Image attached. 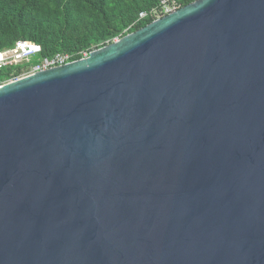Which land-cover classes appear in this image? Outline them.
Wrapping results in <instances>:
<instances>
[{"label": "water", "instance_id": "water-1", "mask_svg": "<svg viewBox=\"0 0 264 264\" xmlns=\"http://www.w3.org/2000/svg\"><path fill=\"white\" fill-rule=\"evenodd\" d=\"M0 264H264V0L0 86Z\"/></svg>", "mask_w": 264, "mask_h": 264}, {"label": "trees", "instance_id": "trees-1", "mask_svg": "<svg viewBox=\"0 0 264 264\" xmlns=\"http://www.w3.org/2000/svg\"><path fill=\"white\" fill-rule=\"evenodd\" d=\"M194 0H175L179 7ZM160 0H0V49L17 40L79 59L158 18ZM145 12L144 18L139 13ZM8 78V74H2Z\"/></svg>", "mask_w": 264, "mask_h": 264}, {"label": "built area", "instance_id": "built-area-1", "mask_svg": "<svg viewBox=\"0 0 264 264\" xmlns=\"http://www.w3.org/2000/svg\"><path fill=\"white\" fill-rule=\"evenodd\" d=\"M159 6L160 15L158 18L179 8L175 0H160ZM145 16V12L139 13V18ZM117 39L114 38L113 41ZM87 54L88 52H82L80 58L86 57ZM71 56L69 53L61 52L49 57L41 56V46L39 44L28 40H17L12 45L0 49V86L41 70L67 64L73 61ZM2 74H8V78H3Z\"/></svg>", "mask_w": 264, "mask_h": 264}, {"label": "rangeland", "instance_id": "rangeland-1", "mask_svg": "<svg viewBox=\"0 0 264 264\" xmlns=\"http://www.w3.org/2000/svg\"><path fill=\"white\" fill-rule=\"evenodd\" d=\"M32 62H34V60H32Z\"/></svg>", "mask_w": 264, "mask_h": 264}]
</instances>
